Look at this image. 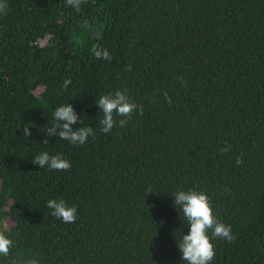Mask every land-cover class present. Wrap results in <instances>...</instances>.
I'll list each match as a JSON object with an SVG mask.
<instances>
[{
  "label": "trees",
  "instance_id": "1",
  "mask_svg": "<svg viewBox=\"0 0 264 264\" xmlns=\"http://www.w3.org/2000/svg\"><path fill=\"white\" fill-rule=\"evenodd\" d=\"M6 3L0 234L12 245L0 264H187L181 190L205 193L232 228L231 243L212 240L210 264H264V0ZM117 90L143 114L104 133L96 101ZM67 103L73 127L95 131L83 145L45 133ZM43 152L70 170L39 168ZM52 199L77 209L74 223L52 215Z\"/></svg>",
  "mask_w": 264,
  "mask_h": 264
},
{
  "label": "clouds",
  "instance_id": "2",
  "mask_svg": "<svg viewBox=\"0 0 264 264\" xmlns=\"http://www.w3.org/2000/svg\"><path fill=\"white\" fill-rule=\"evenodd\" d=\"M85 2L86 0H66V4L75 8L78 12L81 9V5ZM7 8L6 0H0V13L6 14ZM82 27H88L87 21ZM95 35L99 37L100 33L96 32ZM91 52L97 59H111L109 51L102 48L99 44L93 45ZM70 84L71 80L66 79L63 83V88L66 89ZM96 103L102 110L99 125L100 130L104 133H109L117 123L120 127L126 126L128 119L137 111L141 115L143 114L142 107L131 101L125 91L117 90L114 94H106L100 97ZM117 116L122 117V119L117 121L115 119ZM53 119L54 123L45 131L48 137L55 136L59 139L67 140L73 145H83L89 137L95 136V131L91 126H83L79 129L73 127L81 120V117L70 103L57 107L53 114ZM31 134V129L23 128L25 137L28 138ZM43 144H48V139H45ZM229 150L230 146L222 149L224 152ZM32 162L41 169L45 166L55 171H67L71 168L70 161L61 158L59 155L50 156L48 152L36 155ZM242 162V157H238L236 160L237 165L242 164ZM172 196L174 197V206L177 207L180 214H183L181 218L190 226L189 233L184 234L183 232L181 239L177 241L183 262H187V264H210L216 254L212 240L220 239L231 243L235 239L231 226L225 225L214 216L209 197L205 193L195 190H181ZM47 207L53 210V216L65 223H74L76 220L77 209L67 206L64 200H49ZM11 245L12 241L0 234V254L7 256Z\"/></svg>",
  "mask_w": 264,
  "mask_h": 264
}]
</instances>
